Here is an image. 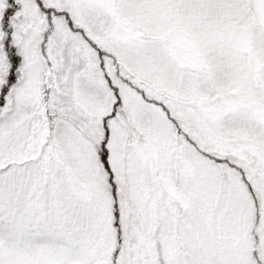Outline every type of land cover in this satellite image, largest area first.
Returning a JSON list of instances; mask_svg holds the SVG:
<instances>
[{"label": "snow or ice", "instance_id": "obj_1", "mask_svg": "<svg viewBox=\"0 0 264 264\" xmlns=\"http://www.w3.org/2000/svg\"><path fill=\"white\" fill-rule=\"evenodd\" d=\"M0 264H264V0H0Z\"/></svg>", "mask_w": 264, "mask_h": 264}]
</instances>
